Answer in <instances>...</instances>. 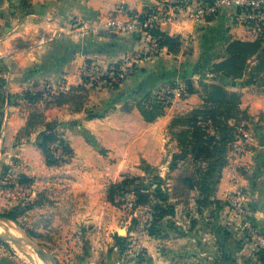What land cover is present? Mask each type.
<instances>
[{
  "label": "crops",
  "instance_id": "1",
  "mask_svg": "<svg viewBox=\"0 0 264 264\" xmlns=\"http://www.w3.org/2000/svg\"><path fill=\"white\" fill-rule=\"evenodd\" d=\"M160 4V0H0V56L11 67V76L5 81L6 66L0 62V129L5 123L0 150L10 154L9 148L24 152L31 148L43 155L38 140L45 130L44 124L60 122L68 126L69 121H77L75 133H62L73 150L68 165L75 177L72 190L65 194L67 209L68 213L81 214L88 225H100L112 214V221L104 225L113 235L106 246H101L102 250L106 248V254H101L108 257V264H263L257 255L255 231L264 235V77L255 81L248 71L243 78L234 80L208 72V68L226 57L231 41L257 39L254 22L245 13H234L233 8L227 7L200 24L179 21L163 26L161 33L180 36L183 45L178 54L163 48L154 57H148L149 42L145 36L96 31L106 18L118 15L120 9L141 13ZM119 16L124 19L123 14ZM81 29H87L84 36L80 35ZM43 36H48L50 42L41 45ZM187 51L191 54H185ZM130 54L138 59L130 58ZM89 61L104 68L118 62L132 67L117 91L89 96L88 104L97 106L94 111L99 117L87 118L88 105L79 112L70 106L45 109L43 100L37 101L31 110L26 107L23 94L41 92L47 82L64 81L70 87L80 86L81 71ZM186 72H199V78L207 77L203 81L241 95L240 108L249 117L255 139L242 160L248 172L245 177H238L237 184L231 181L226 167L219 182L212 186L218 174L207 175L208 165L196 162L170 131L176 117L188 115L203 105L200 94L176 100L154 122H147L137 106L130 111L122 109L124 104L131 107L145 94L155 91L169 76L179 77ZM195 85L199 88V82ZM9 95L13 96L12 104L8 103ZM34 110L43 112L44 123L29 135L19 137ZM79 131L81 135H75ZM90 141L96 142L100 159ZM97 162L103 163L110 185L127 174L144 175L143 163L165 180L161 188L173 214L158 222L160 233L141 236L133 242L143 252L138 259L129 261L130 244L125 251L116 245L115 236L120 234L113 229H119L116 224L120 222L117 219L121 218V210L107 201L105 184L101 191L100 186L89 183L99 184L97 179L103 172L101 166L95 167ZM77 165L90 168L92 173L79 171ZM6 168L10 169L7 165ZM235 187L246 192L247 211L243 217L226 202ZM209 188L210 193L205 191ZM246 216L251 217L254 229L251 223L252 227L247 225ZM122 228V233L128 232L125 237L132 235V224L125 222ZM131 240L128 238V242Z\"/></svg>",
  "mask_w": 264,
  "mask_h": 264
},
{
  "label": "rangeland",
  "instance_id": "2",
  "mask_svg": "<svg viewBox=\"0 0 264 264\" xmlns=\"http://www.w3.org/2000/svg\"><path fill=\"white\" fill-rule=\"evenodd\" d=\"M231 8L234 9V13H238L239 10H237L235 6H231ZM42 38L47 39V41L45 43H41ZM39 42L41 45H44L49 43L50 41L48 36H43L40 38ZM189 53L190 51L185 52V54L187 55ZM159 54L160 53L153 52L149 45L148 57L158 56ZM129 57L135 60L138 59V57L132 54H130ZM0 62L4 64L2 56H0ZM251 65H254V60L251 61L250 66ZM4 66L6 65L4 64ZM131 69L132 67H125V62H123L122 64L120 62L112 63L108 67L104 68L95 61H89L81 71V85L86 84L87 88L90 90L89 96L115 92L130 75L129 71ZM210 70L211 67L210 69L208 68L209 73ZM4 72L6 74L4 75V77H6L5 81H7V79H9L11 76V67L8 64L4 68ZM112 72H119V74L122 75V78H120L119 81H113ZM198 73L186 72L185 75L179 77H174V75H171L167 78V81L165 83L160 85L155 91H151L145 94L140 101H144L145 106L149 105L150 102H162L166 113L167 109L173 106L177 101L168 100L163 97L161 95L163 88L167 86L173 87L177 85H185L187 80H191L196 83L203 81V79H207V77H205L206 75H204L203 78H199ZM54 83L57 82H47L42 85L41 92L44 91L47 84H52L56 87H70L64 81H61L58 84ZM12 98L13 96L9 95V104H12ZM140 101L133 103L131 108L137 106L141 110V108L137 104ZM13 102L17 103V99L14 98ZM36 103L29 104L26 101L24 102V104L27 105L26 107L30 110L33 109L32 107ZM93 106L94 105H92L91 103L87 106L86 110L88 113V119H90V114L99 117V115L97 113L95 114L94 111L95 107L97 106H94V108H92ZM126 106L128 105L124 104L122 106V109H125ZM54 123L56 124L58 130L64 135H67L68 133H75V130L77 129V121L75 120L69 121L68 126H64L60 122ZM247 123L249 124V121ZM4 124L0 129V138L4 136ZM249 128L253 134L251 126H249ZM78 134L81 135L80 131L76 132L75 135ZM84 136L86 138L85 134ZM253 136L255 139L254 134ZM253 141L251 142V144L253 143ZM89 144L94 146L92 147L94 154L97 158L100 159V157H98L100 155L98 154L99 149H97L96 142L90 141ZM251 144H249L246 147V151L241 154H237V152H234L233 148L228 149V152L222 163V167L219 172H217L218 176L215 175L213 181L211 182L212 186L216 185L219 182L218 178L221 177V173L226 167H228L229 169L231 181H235V184H237L239 176L240 178L246 176L248 170L247 167L243 164L242 160L243 157H245V154L251 148ZM9 149L10 154L4 152L3 148L0 150V217L6 218L8 214H13L15 216V220L11 221L15 222V224L21 227L29 238L37 241L48 252H50L58 262V264H108V257L101 254H106V248L104 247V250H102L103 247L101 246H106L110 242L113 235V233H109V229H107L104 225L105 223L112 221V214L108 215L107 220H104V222H102L100 225H88V223L85 224L82 221L81 214L77 212L68 213L67 199L65 198V194H67L68 191L72 190L73 179H75L71 172V166L69 167L68 164H63L59 167H48L45 163L44 156L39 152H35L31 148L26 152L15 151L14 148H12V150L11 148ZM71 161L72 160H69V162ZM97 163L99 166L95 165V167L101 166V170L103 172L97 179L99 180V184H97V181H92L89 183H95L96 185L100 186L99 188L101 191H103L105 187L107 194L110 184H108V181L106 182V180L110 178L104 173L105 169L103 163ZM6 165L10 169L7 170V175L3 177L2 172L3 168H6ZM148 167L150 166H145V164L143 163L141 165V169L143 170V172H145V174L135 177L145 178V185L149 186L152 182H155V176H157L160 179L158 183L162 184L163 186L165 180L161 178L157 173L151 172L152 174L149 175L145 171ZM75 168L84 173H92V170L86 166L82 168V166L77 165L75 166ZM20 176H26L30 181H28L24 185H20ZM125 176L132 175L127 174ZM85 182L88 183L87 181ZM104 184L105 186L103 187ZM241 188L242 187H235V189L230 192L228 200L226 202H228L230 206L235 209V212L237 214L238 204L236 203V200L240 199V201L242 202V210L244 211L243 215H245V212L247 211V200L244 197L246 192ZM69 194L70 193H68V196ZM106 199L108 201L107 196ZM133 199L134 196L132 194H127L118 200L120 205L115 206H117L118 209L121 210V218L117 219V222H120L116 224V227L118 226L119 229L117 231L113 229L114 233H118L119 231L120 235L125 236L126 234H128V232L122 234V232L124 231L122 226L125 222H129V224H132V228H134L133 233L131 236L127 237V239H132L128 242V246L130 244V247L128 249L130 250V254L128 255L130 256L128 258L129 261L138 259L143 254L142 250L139 249V246L133 242H135L141 236L150 235L149 230L155 219L154 211L150 207H146L145 209L139 211L137 210L136 212L133 211L131 208V201H133ZM205 199L207 198H204V200ZM214 202L215 201H212V203ZM246 218V222L251 223L253 226L251 217L246 216ZM122 222L123 225H121ZM108 226H110V224ZM254 228L255 227L253 226V229ZM255 232V235L264 237V235L261 234V231ZM75 250H78L79 252L74 253ZM257 252V255H259V259L264 264V248L257 246ZM4 256L10 257L13 261L16 262V264H30L27 257L16 246H14L12 242L0 239V258ZM33 256L35 257L36 263L38 262L37 264H43L34 254Z\"/></svg>",
  "mask_w": 264,
  "mask_h": 264
},
{
  "label": "trees",
  "instance_id": "3",
  "mask_svg": "<svg viewBox=\"0 0 264 264\" xmlns=\"http://www.w3.org/2000/svg\"><path fill=\"white\" fill-rule=\"evenodd\" d=\"M153 34L159 38L160 47L167 48L172 54H178L181 51L183 42L180 36H169L160 31H155ZM252 60H254V65L250 66ZM248 71L249 76L255 81L264 77V34L255 41H231L226 47V57L213 64L210 73L236 80L243 78ZM185 88V97L200 94L203 105L188 115L176 117L171 122L170 131L177 139L179 146L196 162H204L208 165L207 175L213 172L217 173L222 167L228 149L236 141L237 126L249 120L247 113L240 108L241 95L229 91L221 85L205 81L199 82V88H197L193 81L187 80ZM89 92L90 90L85 84L77 87L71 86L68 92L48 93V96H45V92H25L23 98L29 104L43 100L45 109L70 106L74 112H79L88 105ZM144 103V101H140L138 106L147 122H154L165 114L162 102H150L146 106ZM125 109L130 111L131 107L126 106ZM89 117L90 119L96 118L93 114H90ZM43 123V112L34 110L29 116L27 125L19 133V137L29 135ZM44 125L45 130L40 134L38 148L45 156L46 165L59 167L68 164L73 157L71 146L55 123ZM7 170V168H3V177L7 175ZM145 171L149 175L154 172L150 167ZM28 181L30 180L26 176L19 178L20 185H24ZM154 181L146 186L145 178L125 176L120 182L112 183L107 193V198L113 205H120L118 202L120 198L132 194L134 196L133 211L143 207L152 208L155 215L154 223L149 230L152 236L159 233V230L156 229L157 223L167 215L173 214V207L166 205L168 198L162 192V184L158 183L160 179L155 176ZM204 187L203 182L201 188L204 189ZM211 190L209 188L205 191L210 193ZM199 203L203 202L200 200ZM6 218L15 220L13 214H8ZM115 241L122 251L128 249L127 237L117 234ZM0 264H16V262L10 257L4 256L0 258Z\"/></svg>",
  "mask_w": 264,
  "mask_h": 264
},
{
  "label": "built area",
  "instance_id": "4",
  "mask_svg": "<svg viewBox=\"0 0 264 264\" xmlns=\"http://www.w3.org/2000/svg\"><path fill=\"white\" fill-rule=\"evenodd\" d=\"M160 3L159 6L141 13H131L120 9L118 15L106 18L102 26L96 31L97 33L106 32L145 36L152 51L160 53L163 48L160 47L159 38L153 32L159 31L163 26L173 25L179 21L200 24L218 15L222 9L235 6L241 13H245L244 15L248 20L254 22V33L257 38L264 34V0H160ZM120 14L124 15V19L119 16ZM86 32L87 29H81L80 35L84 36ZM46 41L47 39L42 38L41 43ZM120 78H122V75L119 72H112L113 81H119ZM68 91L69 87L67 86L56 87L52 84H47L43 92H45V96H48V93L57 94ZM161 95L173 101L184 99L186 98L185 85L164 87ZM253 140L254 136L249 124L242 122L236 128V141L231 148L237 154L244 153L246 147ZM131 202L132 208L133 201ZM236 203L238 204L237 209L239 212L237 214L243 217L242 202L237 199ZM247 225L250 227V223ZM256 241L258 247L264 248L263 236H256Z\"/></svg>",
  "mask_w": 264,
  "mask_h": 264
},
{
  "label": "bare ground",
  "instance_id": "5",
  "mask_svg": "<svg viewBox=\"0 0 264 264\" xmlns=\"http://www.w3.org/2000/svg\"><path fill=\"white\" fill-rule=\"evenodd\" d=\"M0 235H3L7 238H15V239H24L26 237L25 231L17 224H15V222L8 219H0ZM11 242L27 257L30 264L38 263V262L36 263L35 257L33 256L34 254L39 259V257L37 256L36 248H33L30 245L20 241L11 240ZM49 262L51 261L49 260ZM43 264H51V263H43Z\"/></svg>",
  "mask_w": 264,
  "mask_h": 264
},
{
  "label": "water",
  "instance_id": "6",
  "mask_svg": "<svg viewBox=\"0 0 264 264\" xmlns=\"http://www.w3.org/2000/svg\"><path fill=\"white\" fill-rule=\"evenodd\" d=\"M0 219H6V218H2L0 217ZM8 219V218H7ZM9 220V219H8ZM11 220V219H10ZM0 239L4 240V241H8L11 242V240H15V241H20V242H24L28 245H30L33 248L37 249V256L39 257V259L43 262V263H51V264H58V262L55 260V258L52 256V254L50 252H48L41 244H39L37 241L29 238L27 235L24 239H15V238H7L3 235H0ZM49 260L51 262H49Z\"/></svg>",
  "mask_w": 264,
  "mask_h": 264
}]
</instances>
